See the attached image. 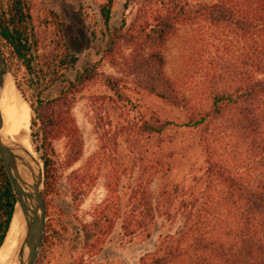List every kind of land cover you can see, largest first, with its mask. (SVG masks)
<instances>
[{"label": "trees", "instance_id": "16d2710c", "mask_svg": "<svg viewBox=\"0 0 264 264\" xmlns=\"http://www.w3.org/2000/svg\"><path fill=\"white\" fill-rule=\"evenodd\" d=\"M133 2L138 5L133 22L123 21L113 29L109 27L113 0L100 7L109 39L102 55L134 76L133 92L161 99L168 107L163 114L139 112L138 101L133 103L126 93L128 81L100 75L99 62L85 64L73 80L67 79L64 70L74 66L82 49L91 47L86 32L77 29L72 44L63 43L59 53L55 48L43 58L37 54L39 42L31 27V0H0V49L31 110L30 142L43 165L47 227L35 264L53 248H68L71 254L99 250L116 230L129 241L140 235L147 238L148 229L159 220L157 249L137 264H264V0ZM47 20L60 31L55 13L50 12ZM180 28L187 30L189 54L200 51L198 66L209 83L204 107H196L164 71L163 49ZM121 44L132 48V57L120 53ZM20 69L36 89L34 102L18 80ZM98 78L108 92L95 95L99 98L93 102V106L101 102L94 108L99 152L88 166L91 173L75 176L74 184L80 190L106 161L107 196L91 210L90 222L77 225L48 209L46 198L58 184L53 144L76 133L71 104L87 83ZM57 84L67 87L47 98L46 91ZM134 110L135 126L128 125L135 130V142L115 120ZM118 133L127 142L131 139L128 154L118 149ZM177 164H190L187 180L183 176L177 181L173 173ZM14 207L15 196L0 159V247Z\"/></svg>", "mask_w": 264, "mask_h": 264}, {"label": "rangeland", "instance_id": "374dc122", "mask_svg": "<svg viewBox=\"0 0 264 264\" xmlns=\"http://www.w3.org/2000/svg\"><path fill=\"white\" fill-rule=\"evenodd\" d=\"M107 1L31 0L30 8L33 13L31 27L39 42L37 54L44 58L53 52L55 48L56 53H59L57 51L61 50L62 44L66 42L72 44V39L78 34L77 29H81L91 38V47L89 49H82L76 56L77 62L74 66L64 70L66 78L71 81L74 79L75 73L79 68L89 62H99L97 73L100 75L115 77L117 79L124 78L128 81L130 92L126 93L130 96L133 103H137L138 101L139 112H144L146 116L151 111L163 114L168 107L164 105L161 99L154 95L133 92L132 89L135 86L134 83H136L134 76H127L124 69H120L117 65L113 66L112 61L102 55L109 39L106 36L107 33L100 16V7ZM137 11L138 5L133 0H113L109 27L111 29L119 28L123 21H126L127 25H130L136 17ZM50 12L57 15L60 31L56 30L51 23H48L47 19ZM187 36V30L180 28L175 37L163 49L166 57L164 71L167 76L176 79L178 87L184 92L186 97L194 99L193 103L196 107H204L203 105H206L205 93L209 83L207 79H204L202 67L198 66L200 51L194 50L191 56L189 54L191 52L186 48ZM78 39H80V36H78ZM121 45L120 53L126 58L132 57V48L123 46V44ZM17 74L25 96L34 102L36 89H34V85H30V78L26 71L20 69ZM13 83L15 82L13 81ZM65 87H67V84L63 86L59 84L54 85L46 91L45 96L47 98L54 97L61 88ZM15 90L28 111L30 125L31 110L18 90L16 88ZM104 92L108 93L103 80L99 78L84 86L83 90L75 96L71 104L70 113L75 123L76 133L73 137L60 138L54 141L53 144L58 184L55 192L46 198L48 209L58 216L70 218L77 225L80 222H90L92 220L91 210L107 196L106 174L110 171V166L106 161H104L99 171H95L92 179L88 178L83 181L80 190L76 189L74 184L75 176L89 175L91 173L88 172V166H90L91 161L99 152L100 140L96 132V126H94V108L100 106L101 102L94 103V106L93 102L98 97L95 95H101ZM120 104L122 103L120 102ZM135 112L137 110L130 112L128 116L125 114V116H117L115 119H119L117 120L120 123L119 126L123 131H128L125 135H131L134 142L135 130L134 128L130 129L128 123L135 126V121L132 118V115H136ZM122 113H126V110L123 109ZM115 114V112H111V117H115ZM118 134L119 137L116 139V142L120 145L118 149H120V152L122 150L124 154H128L131 139L127 142L123 137L124 134ZM34 154L38 158L35 152ZM133 155L129 156V161L135 157ZM196 156L197 154L191 158L192 163ZM38 160L40 159L38 158ZM196 160L197 165H199L201 159L197 158ZM181 164L185 165V162ZM189 166L190 164L181 167L178 164L175 165L173 173L177 177V181H181V177L183 176L186 179L185 173ZM125 167L129 166L125 165ZM157 182L159 184V181ZM157 182H154V184ZM156 188L157 185L152 186L153 190ZM160 221L148 229L149 237L147 238L145 235H140L133 237L129 241L128 238H122L118 235L116 230L107 236L105 241L99 246V250H88L85 252L79 249L71 254L68 248H59L58 250L53 248L50 250L51 253L40 264H79L80 262L83 264H137L142 256L156 251L161 231L160 226L162 221ZM74 236L67 239L72 240Z\"/></svg>", "mask_w": 264, "mask_h": 264}, {"label": "water", "instance_id": "95a60500", "mask_svg": "<svg viewBox=\"0 0 264 264\" xmlns=\"http://www.w3.org/2000/svg\"><path fill=\"white\" fill-rule=\"evenodd\" d=\"M8 75L11 76V73L0 49V92ZM1 128L0 113V159L15 196L13 213L18 207L24 221V233L13 264H35L44 243L47 227L43 166L35 156L32 146L29 152L20 143H8L1 134ZM21 169H26L30 173L31 187L21 178L19 173Z\"/></svg>", "mask_w": 264, "mask_h": 264}, {"label": "bare ground", "instance_id": "6f19581e", "mask_svg": "<svg viewBox=\"0 0 264 264\" xmlns=\"http://www.w3.org/2000/svg\"><path fill=\"white\" fill-rule=\"evenodd\" d=\"M12 83V77L8 75L0 92L1 134L8 143H20L30 152L28 111L15 90V84ZM19 173L23 181L31 187L30 173L26 169H21ZM18 209L15 208L8 233L0 248V264H13L24 233V221Z\"/></svg>", "mask_w": 264, "mask_h": 264}]
</instances>
